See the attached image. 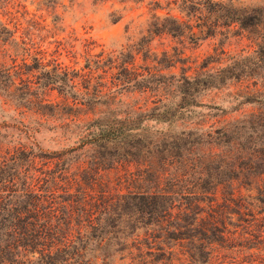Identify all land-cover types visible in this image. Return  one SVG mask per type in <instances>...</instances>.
<instances>
[{"label": "trees", "instance_id": "trees-1", "mask_svg": "<svg viewBox=\"0 0 264 264\" xmlns=\"http://www.w3.org/2000/svg\"><path fill=\"white\" fill-rule=\"evenodd\" d=\"M178 9L186 20L154 15L147 36L195 42V29L214 37L235 26L255 50L207 56L191 66L167 53L163 61L154 60L155 68L180 64L178 75L133 67L145 38L136 54L87 53L82 73L58 65L47 70L37 57L25 64L27 75L37 74L36 85L55 89L70 100L67 109L73 112L92 111L98 104L108 109L123 92L160 95L144 112L108 109L79 125L76 149L46 154L20 148L0 157V264H175L177 252L187 264H236V258L218 261L214 254L264 238L258 230L264 228V2L183 0ZM3 33L7 38L1 41L16 43L14 32L0 24V37ZM24 52L31 57L29 49ZM15 79L4 71L0 97L23 102L26 94L12 90L20 88ZM27 79L18 78L31 93ZM244 81L253 90L232 96L229 110L250 106L255 113L227 129L177 130L175 125L201 105L202 94ZM122 164L136 167L125 178L132 191L108 196L100 172ZM219 193L223 203L215 207ZM238 230L239 242L227 244Z\"/></svg>", "mask_w": 264, "mask_h": 264}, {"label": "rangeland", "instance_id": "rangeland-1", "mask_svg": "<svg viewBox=\"0 0 264 264\" xmlns=\"http://www.w3.org/2000/svg\"><path fill=\"white\" fill-rule=\"evenodd\" d=\"M183 0H0V24L14 32L15 44H8L0 40V78L4 71H10L15 79L18 90L12 88L15 94L25 95L23 102H10L0 97V157L11 153L15 149L35 148L46 154L62 152L63 150L79 146L75 135L78 126L92 120L110 109L117 114L128 111L144 112L154 106L160 93L154 92H123L118 93L112 104L96 105L92 111H75L67 109V100L52 87L42 88L36 85V73L26 74V65H32V57L51 70L58 65L63 70L83 72L87 53L103 57L114 56L119 52L136 54L135 47L141 38H145L144 54L135 55L134 68L141 72L143 68H152L154 72L162 71L170 75L171 72L180 74L181 65L175 69L155 68L154 60L168 56L179 55L185 59L188 66L192 62L200 64L207 56L223 58L246 55L256 48L254 42L246 33L237 27L221 29V34L206 37L195 29L193 42L187 37L182 39L168 35L147 36V27L154 15L159 17L186 18L179 12V5ZM245 6L259 5L264 0H241ZM25 37L27 39H25ZM1 39L7 38L3 33ZM27 43V47L23 42ZM6 42V43H5ZM25 48L29 49L31 57L25 55ZM177 53V54H176ZM146 57V58H145ZM195 69L190 70L192 73ZM15 72H18L16 75ZM27 77L29 79H27ZM96 77V75H94ZM18 78L30 81L29 92L20 84ZM110 79H107V83ZM250 81L231 83L219 90H210L199 98L200 106L192 108V117L178 122L177 130L188 129H227L235 122L249 114L256 112L250 106L236 111L229 110L233 104L231 97L239 92L252 91ZM28 100V101H27ZM58 105L60 108L44 109L38 104ZM49 114L47 116L41 115ZM165 128L164 126H156ZM86 149V148H85ZM76 153H82L83 150ZM88 152L80 157L86 161ZM134 165L122 164L113 169L100 172L99 181L108 196L126 194L132 188L126 183L129 173L135 172ZM244 194V192H243ZM218 194L215 207L223 203ZM235 222V219H233ZM233 232L234 228L228 226ZM258 229V228H257ZM258 230L264 231V228ZM239 230L230 236L227 244H237ZM264 237V234H262ZM221 261L222 256L228 259L236 258V264L242 261L246 264H264V238L258 243L253 241L244 244L242 249H218L214 254ZM175 264H187L184 257L175 253ZM232 261V260H231ZM93 264H97L94 263Z\"/></svg>", "mask_w": 264, "mask_h": 264}]
</instances>
